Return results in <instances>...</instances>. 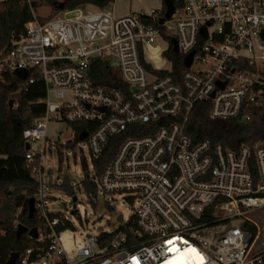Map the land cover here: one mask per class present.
Segmentation results:
<instances>
[{"label":"built area","instance_id":"2783aa9c","mask_svg":"<svg viewBox=\"0 0 264 264\" xmlns=\"http://www.w3.org/2000/svg\"><path fill=\"white\" fill-rule=\"evenodd\" d=\"M169 1L170 18L164 3L128 15L85 6L41 20L33 11L0 52V79L24 69L23 81L31 70L44 80L45 113L23 131L33 174L42 169L35 159L46 151L48 124L85 122L89 128L72 130L77 140L88 134L94 162L125 135L93 180L133 205L118 231L88 234L69 257L59 230L69 220L46 204L40 176L38 237L48 247L33 261L27 250L19 264H264V252L252 253L249 228V214L264 207V146L193 143L186 133L191 118L208 112L205 126L218 136L223 122L249 120L264 103V0ZM170 52L182 56L183 68ZM101 63L118 84L97 81Z\"/></svg>","mask_w":264,"mask_h":264},{"label":"trees","instance_id":"16d2710c","mask_svg":"<svg viewBox=\"0 0 264 264\" xmlns=\"http://www.w3.org/2000/svg\"><path fill=\"white\" fill-rule=\"evenodd\" d=\"M114 0H32L31 4L20 1L0 2V52H6L14 37H18L25 30V25L34 17L33 10L48 6L52 9L50 16L56 15L61 10H72L94 5L101 8L110 7ZM63 4V9H61ZM43 20V18H40ZM173 59L176 69L183 68L182 56L169 53ZM102 74L98 78L100 83L118 84L114 78L109 79L111 71L106 64H100ZM105 75V76H104ZM30 78L33 82H30ZM45 96L44 80L41 73L31 70L26 81L21 80L14 73H6L0 79V264H7L14 252L21 256L31 249L30 261L37 259L43 249L48 247V241L40 237L32 238L28 232L18 235V225L23 224L29 229L40 228V219L35 213L29 216V200L35 197L39 183L32 172L33 164L26 158V141L23 131L31 127L35 120L42 117L46 107L42 102ZM264 96V93H263ZM10 101L13 105L10 106ZM208 112L191 118L186 125V133L192 138L193 143H198L206 137L213 142H221L224 146L236 147L244 144L254 149L264 146V103L255 106L251 110L249 120L240 118L222 123V133L218 136L212 135L205 126ZM76 131L89 128L90 124L68 123ZM134 128V127H132ZM131 128V129H132ZM129 134V132L127 133ZM125 136V135H124ZM124 136L113 137L106 146L103 156L96 160V176L101 175L105 164L116 154L120 142ZM74 143H66L65 146L72 147ZM36 164V162H35ZM256 174V168L254 170ZM84 187L89 194L96 193L98 186L94 180H84ZM58 189L73 193V188L68 181L61 185H55ZM54 215V214H53ZM71 227L70 221L60 225L59 230ZM249 228L255 234L256 227L249 223Z\"/></svg>","mask_w":264,"mask_h":264},{"label":"rangeland","instance_id":"374dc122","mask_svg":"<svg viewBox=\"0 0 264 264\" xmlns=\"http://www.w3.org/2000/svg\"><path fill=\"white\" fill-rule=\"evenodd\" d=\"M163 3L164 0H114L110 7L117 15H128L141 10L149 12L151 9H159ZM94 7L90 6L91 9ZM33 11L43 19L52 13L48 6ZM47 135L46 151L44 154L37 153L35 159L37 165L41 163L42 169L34 175L37 179L41 176L44 182L46 204L54 208L58 216H65L70 221L71 227L62 230L61 240L67 255L72 257L86 243L88 234L118 231L131 218L133 205L126 196L104 193L101 187H98L96 193L89 194L83 183L87 178L93 180L96 175L94 161L87 141L77 140L67 123L50 122ZM68 142L75 144L67 147L65 144ZM41 145V140L36 143L38 151L42 150ZM66 181L73 188L72 194L55 186ZM73 196H77L75 203ZM74 205L78 212L72 214ZM119 215L123 216L122 222L117 220ZM249 218L256 227L252 253L259 254L264 252V207L251 212Z\"/></svg>","mask_w":264,"mask_h":264},{"label":"water","instance_id":"95a60500","mask_svg":"<svg viewBox=\"0 0 264 264\" xmlns=\"http://www.w3.org/2000/svg\"><path fill=\"white\" fill-rule=\"evenodd\" d=\"M164 4L167 8L166 10V13H165V18H170L174 12V5L172 4V2H170L169 0H164ZM61 9H63V4H61ZM164 22V18L161 19V23ZM145 23L147 24L148 22L145 21ZM202 32H204L205 35H207V33L205 32V30H202ZM173 51L174 52H178V45H177V41L176 40H173ZM194 51L191 52L189 55H187L184 59V64L185 66L189 67L191 64H192V60H193V56H194ZM15 75L17 77H19L21 80H25L27 78V70H17L15 72ZM224 86V85H223ZM222 86V87H223ZM13 105V102L10 101V106ZM243 121H245V119H243ZM87 133H81L80 135V140H84L86 137H87ZM25 147H26V150H29L30 148V144L29 142H26L25 144ZM73 202L75 203L77 201V196H73L72 198ZM36 206V199L35 197L33 198H30L29 200V216L32 217L35 213V208ZM78 210L75 208V205L73 207V209L71 210V213L74 214V213H77ZM123 219L122 215H119L117 220L118 221H121ZM24 232H28L29 235L32 237V238H37L38 237V229L36 227H33L31 229H29L27 226L23 225V224H19L18 225V230H17V233L18 235H21L22 233ZM20 258V253L19 252H14L12 253V255L10 256L7 264H17V261L18 259Z\"/></svg>","mask_w":264,"mask_h":264},{"label":"snow or ice","instance_id":"6c2138e0","mask_svg":"<svg viewBox=\"0 0 264 264\" xmlns=\"http://www.w3.org/2000/svg\"><path fill=\"white\" fill-rule=\"evenodd\" d=\"M169 243H171V242H169ZM170 251H171V249H170ZM192 251H195V250L193 249Z\"/></svg>","mask_w":264,"mask_h":264},{"label":"crops","instance_id":"0c3cea01","mask_svg":"<svg viewBox=\"0 0 264 264\" xmlns=\"http://www.w3.org/2000/svg\"><path fill=\"white\" fill-rule=\"evenodd\" d=\"M88 7H90L91 5H87Z\"/></svg>","mask_w":264,"mask_h":264}]
</instances>
